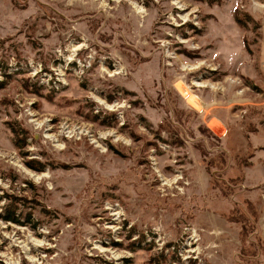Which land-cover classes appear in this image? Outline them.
Returning <instances> with one entry per match:
<instances>
[{
  "label": "rangeland",
  "instance_id": "374dc122",
  "mask_svg": "<svg viewBox=\"0 0 264 264\" xmlns=\"http://www.w3.org/2000/svg\"><path fill=\"white\" fill-rule=\"evenodd\" d=\"M0 264H264V0H0Z\"/></svg>",
  "mask_w": 264,
  "mask_h": 264
},
{
  "label": "bare ground",
  "instance_id": "6f19581e",
  "mask_svg": "<svg viewBox=\"0 0 264 264\" xmlns=\"http://www.w3.org/2000/svg\"><path fill=\"white\" fill-rule=\"evenodd\" d=\"M133 8H134L135 12L138 13V14H140V13L143 12L142 8L139 7V6H136L135 4L133 5ZM79 47H80V46H75V47L73 48V51H76L77 49H79ZM71 50H72V49H71ZM193 85H194V86H198V87H203V86H204V85H202V84H200V83H197V82L193 83ZM45 137L48 138V137H50V136L46 135ZM30 176L35 177L36 180H39L41 177H44V176H46V175L43 173V174H41V175H39V176H36V175H30ZM114 258L117 259V258H119V256H114Z\"/></svg>",
  "mask_w": 264,
  "mask_h": 264
},
{
  "label": "trees",
  "instance_id": "16d2710c",
  "mask_svg": "<svg viewBox=\"0 0 264 264\" xmlns=\"http://www.w3.org/2000/svg\"><path fill=\"white\" fill-rule=\"evenodd\" d=\"M5 219H6V220H8V221H16V219H15V218H13V217H10V216L6 217Z\"/></svg>",
  "mask_w": 264,
  "mask_h": 264
}]
</instances>
